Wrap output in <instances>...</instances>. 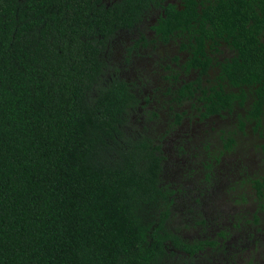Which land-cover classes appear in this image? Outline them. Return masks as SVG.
I'll use <instances>...</instances> for the list:
<instances>
[{
  "label": "trees",
  "instance_id": "16d2710c",
  "mask_svg": "<svg viewBox=\"0 0 264 264\" xmlns=\"http://www.w3.org/2000/svg\"><path fill=\"white\" fill-rule=\"evenodd\" d=\"M163 2L0 0V264H177L187 258L174 259L171 247L193 255L217 245L211 232L189 242L170 227L178 190L162 177L165 136L140 131L133 116L142 88L134 91L105 56L120 35L140 32L139 23ZM199 4L163 6L165 16L151 29L164 41L177 31L188 69L196 61L192 21H215L221 36L229 31L240 58L225 71L233 85L258 84L250 107L261 112L264 0H214L202 13ZM148 42L142 33L122 45L130 55ZM193 86L167 93L181 105ZM231 94L242 102L245 92ZM225 95L203 91L204 115L219 112L216 100ZM251 188L264 196V178Z\"/></svg>",
  "mask_w": 264,
  "mask_h": 264
},
{
  "label": "flooded vegetation",
  "instance_id": "af4514ba",
  "mask_svg": "<svg viewBox=\"0 0 264 264\" xmlns=\"http://www.w3.org/2000/svg\"><path fill=\"white\" fill-rule=\"evenodd\" d=\"M116 1L102 0L106 6ZM201 1L204 4L197 5L200 13L214 3V0ZM180 3L181 0H164L162 6L153 7L149 15L144 17L142 23H139L140 32L134 29L131 34H125L127 39H131L144 33L149 41L147 45L140 44L139 53H136V50L133 49L130 55L128 53L121 54L116 62L113 61L126 77V80L131 82L134 91H139L142 88L141 90L144 93V96H141L137 113L133 116L134 121L138 119L137 124L140 131L147 129L151 135H164L162 149L165 148V144L171 136L170 148L172 155L176 159H181L182 166L179 168V178L177 175V180L171 179L170 182L175 184L174 188L178 190L175 193L176 197L172 206L174 209L175 204H178L179 210L175 211L177 218L185 223L184 229L190 230L185 233L177 228L175 233L189 242L205 240V235L208 232L212 233V238L219 236V238H216L217 245L215 247H205L193 255L174 247H171L170 251L174 253V259L181 256L188 260L191 257L189 260H192V264H212V262L217 264H241L242 262L244 264H264V260L258 258L264 255V245L260 242L262 236L264 237V220H262L264 216L261 214H264V208L261 210L259 208V203H262L264 207V196L258 198L255 190L250 189L254 182L264 178V168L254 156L257 153L251 154L243 149L244 147L251 148V146L249 147L246 143L239 146V141L235 137V135L245 136L247 129H250L251 135H256L258 138L251 145L253 144V148L259 150L258 154L260 156L261 152L264 153V104H262L263 110L257 114L250 107L258 84L233 85L230 82L225 66L232 62L234 58L239 59L240 52L236 48H232V36H228L229 31H225V34L221 36L213 20L197 17L192 21L194 27L192 43L194 44L196 61L194 66L189 69L186 62V48H182L181 38L176 34L177 31H173L174 35L171 34L172 37L168 41L157 38L156 30H152L151 27L158 23L157 20L161 15L165 16L163 6L172 4L179 7ZM249 7V5L243 6L246 9L245 18L248 19V23L251 20L249 19ZM257 37L261 43L264 42L262 34ZM120 47V42L119 44L115 42L105 56L110 59V54H114L116 49L120 50ZM165 48L170 49V52H161ZM157 50L160 52H157ZM125 56H129L130 71L125 69L127 65L124 59ZM151 56H153V59ZM149 57L151 65L154 64L150 70L157 69L159 71L153 78L149 77L151 71L146 70L144 67H138L140 60ZM136 58H139V61H136ZM152 74H154L153 71ZM190 82L194 85L192 89L194 95L191 100H188V98L182 99L181 102L183 103L180 105L178 101L173 100L168 95V90H177L184 83ZM185 90L189 89L186 87ZM241 90L245 92L242 102H240L241 98L231 94L232 92L238 93ZM203 91H206V93L216 91H220L221 94L226 93L225 102L219 98L216 100L215 107H220L219 112L204 115L203 100L207 96L204 95L205 98L203 99ZM193 105L201 106L202 111H198ZM172 108L173 111H171ZM152 112H155V114L153 115ZM160 112H163V116H165V121L163 120L161 127L157 125L161 121ZM234 113L239 122L238 128L232 131L220 130L215 133L220 135L219 140L222 148L212 149L211 143L208 142L200 145L199 140L204 138L200 135H212L213 133L205 131L204 134L194 136L190 135L186 129L181 130L183 124L189 127V131H192L195 127L201 128L203 120L222 118L225 114ZM176 114H181L179 123H175ZM188 124L191 125L188 126ZM154 128H160V131L154 132ZM179 132L181 134H178ZM231 138L234 140L233 146L230 145L227 149L225 148V142ZM164 155L166 158L162 177L168 178L171 174L169 168L172 164L169 162L168 155L165 153ZM165 182L168 183V179ZM237 186L242 189V192L234 193ZM248 192L251 196L246 195ZM249 199L261 211L252 213L250 219L245 217L243 222L240 220L231 221L230 219L237 215L236 212L231 215L225 213L221 217L218 215L223 209L225 210V205L233 204V201L236 203L248 202ZM254 214L258 216L257 221L253 220ZM241 217L243 216L241 215ZM202 218L205 220L203 224L202 222H196V220ZM249 223L253 226H245ZM221 230H224L223 234H220ZM235 230L240 233L237 235ZM247 248L251 249L253 254H249L244 262L246 251L250 253ZM186 260L182 258L177 264H188Z\"/></svg>",
  "mask_w": 264,
  "mask_h": 264
},
{
  "label": "rangeland",
  "instance_id": "374dc122",
  "mask_svg": "<svg viewBox=\"0 0 264 264\" xmlns=\"http://www.w3.org/2000/svg\"><path fill=\"white\" fill-rule=\"evenodd\" d=\"M121 36L122 35L119 36V38H118V40L116 42L118 44L120 42V44H121L120 50L116 49V51H114V54H110V57H111L110 59L112 60V63L116 62V59L119 58L121 54H125L126 53L124 47H122L123 46L122 44H126L128 42V39H127L126 36H122V38H121ZM120 51H121V53H120ZM167 51L169 53L170 49L167 50V48H165V49L161 50V52H167ZM157 52H160V51L157 50ZM151 58L153 59V56H151ZM135 60L139 61V58H136ZM139 63L140 64H138V67H144L148 71H151L150 70L151 67L154 66V64L151 65L150 57L145 59V60H140ZM152 71L154 72V74H152ZM152 71L149 73V77H151V78H153V76H156V73L159 72L157 69H154ZM235 112H239V111H235ZM164 118H165V116H163V112H160V120L161 121L159 123H157V125L159 127H161V123L163 122ZM238 123L239 122H238V119H237L235 113L234 114H229V115L225 114L222 118H211V119L203 120V126L201 128L195 127L192 131H189V127H187V125L185 126L183 124L181 126V130L186 129L187 132L190 133V135H194V136L199 135V134H204L205 131L213 133L212 134L213 137H212V135H200L201 137H204V138H201L199 140V143L201 145V143L208 142V143H211V148L212 149H217V148H222V146L220 145L221 142L219 140L220 139L219 138L220 135H216L215 133H218L220 130H227V131L236 130L238 128ZM190 125L191 124H188V126H190ZM154 130H155L154 132H159L160 128L159 129L158 128H154ZM178 134H181V132H179ZM155 136H157V135H155ZM235 137H237V139L239 141V146L243 145L244 143L248 144L249 147L251 146V148L244 147L243 149H245L247 152H249L251 154L254 153V152L257 153V154H254V156L258 160L259 164H261L262 168H264V161H263L264 153L261 152V156H260L258 154L259 150L258 149H254L253 148V144L251 145V143L253 141H255V139L258 140L256 135H251V130L247 129V132H246L245 136L235 135ZM170 139H171V136L167 140V142L165 144V148H163V151H165L164 153L166 155H168V158L170 159L169 160L170 164H172L171 167L169 168L170 172H171L170 177L164 178L165 180L168 179V182H171V179L174 180V181L177 180L176 177L179 174V171H180L179 168L182 166L181 159L180 158L176 159L172 155V151H171V148H170V144H171ZM178 178H179V175H178ZM239 191L242 192V189H240L237 186V190L234 189V193H238ZM246 195L251 196L249 192L246 193ZM252 204H253V201L251 199H249L248 202H237L236 203V202L233 201V204L229 203V204L225 205L226 206V208L224 206L225 210L223 209L222 212L219 213L218 215L221 217L222 214L224 215L226 213V215H227V213H228V215H231L234 212H236L237 216L240 217L242 215L243 217H246L247 219H250L251 216H252V213H254L255 211L261 212L257 205H255V204L252 205ZM243 207H245V209ZM178 210H179V206L176 203L175 206H174V211H178ZM204 210H206L205 207H204ZM261 214H262V216H264L263 213H261ZM237 219L238 218H235L234 220L236 221ZM230 220L233 221V219H230ZM262 220H264V217H263ZM218 221H220V220H218ZM222 221H224V220H222ZM225 221H227V220H225ZM171 225H173L174 227L180 228V230L182 232H185V233L188 230H190V229H184L185 223H183L177 217L174 218V221L172 220V223H170V227H171ZM245 226L250 227V226H253V224L249 223L248 225H245ZM235 232H236L237 235H238V233H240L238 230H235ZM249 240L251 241L252 239H249ZM260 242L264 245V237L263 236H262ZM247 250H249L250 253H248L246 251L244 262L246 261L245 259L248 258L249 254H253L251 249L247 248ZM258 258H260L261 260H264V255H262V256H260ZM241 264H244V263L242 262Z\"/></svg>",
  "mask_w": 264,
  "mask_h": 264
}]
</instances>
